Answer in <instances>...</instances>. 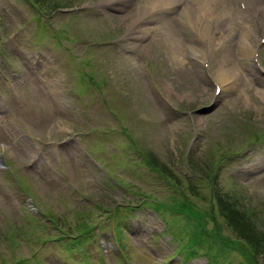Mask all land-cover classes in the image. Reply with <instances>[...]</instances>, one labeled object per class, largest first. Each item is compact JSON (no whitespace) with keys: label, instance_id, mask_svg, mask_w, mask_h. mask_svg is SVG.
<instances>
[{"label":"rangeland","instance_id":"obj_1","mask_svg":"<svg viewBox=\"0 0 264 264\" xmlns=\"http://www.w3.org/2000/svg\"><path fill=\"white\" fill-rule=\"evenodd\" d=\"M58 2L67 8L84 3L85 9L56 12L54 16L51 10ZM100 2L106 1L46 0L37 7L40 14L36 17L29 0H0L3 10L0 36L12 39L17 47L12 67L18 70V75L13 76L7 68L4 73L10 85L25 77L37 82L32 92L24 94L32 99L26 97L23 105L0 108V157L7 158L18 169L21 182L27 183V194L37 207V213L29 211L26 206L32 207V201H23L18 192L20 187L16 189L11 184L12 178L0 169V264H206V261L207 264H264V250H253L241 239L242 233L253 236L259 232L255 242L264 246V181L260 180L264 169L245 177L248 167L264 159V84L249 73L252 81L239 80V91L233 87L216 94L215 81L207 78L203 63L197 61L192 66L184 48H177L164 25L168 13L164 12L153 22L156 29L152 30L149 23L131 24L148 14L120 13L126 0L107 7ZM95 11L100 14L96 15ZM10 17L15 22L11 23ZM39 32L41 38L37 37ZM120 33L122 45L106 43L107 38ZM180 33L187 38L185 33ZM261 34L264 35V29L258 33L254 47H262L259 75L264 82V36ZM29 41L34 45L59 47L61 43L69 49L59 59L58 50L56 53L32 52ZM6 42L0 39V52L5 55H1L4 64L9 66L6 48L11 49V45ZM128 45H134L133 51L125 49ZM122 53L126 60H116ZM218 62L215 56L211 61L212 70L218 68ZM0 78L4 91H8ZM84 83L90 88L84 89ZM101 86L103 92H100ZM72 88L77 91L70 94ZM161 94L183 114L166 109L167 114L161 117H166L167 122H163L158 115L165 103ZM52 99L60 103L63 123L59 131L56 127L62 117L55 115L57 110L51 106ZM85 102L89 103L87 121L98 125L101 121L104 131L111 130L113 150L133 146L119 136L125 129L141 148L155 156L152 161L166 163L172 177L151 163L148 164L155 171L143 178L149 181L156 177L154 181L131 180L135 171L108 174L107 193L102 196L107 206L95 202V206L87 207L79 199L75 206L69 207L75 191L71 181L56 182L53 192L43 196L44 184L36 178L35 171L26 169V164L51 159L48 142L75 138L68 132L70 121L82 123L76 104L81 107ZM55 117L59 119L50 127L49 120ZM197 131L195 153L189 158L187 152ZM254 137L261 138V142L250 146ZM75 149L79 150L76 144ZM241 149L247 150L233 161L229 154ZM133 151L140 162H149L146 154L134 148ZM177 164L180 170L175 173L179 175L173 171ZM238 166L243 172L242 178L235 172ZM47 167L51 174L59 171L53 163ZM84 173L85 183L81 187L91 204L92 199L87 197L90 174L87 170ZM217 193L227 194L228 202L241 198L242 205H231V208L233 211L240 208L242 213L245 210L248 219L241 222L239 212L231 220L232 211L225 205L228 203L219 205ZM136 205H140L138 214ZM156 216L163 225L162 231ZM132 218L136 219L131 224V241L128 226ZM148 225L153 226L148 228ZM153 232L159 233L152 237ZM110 234L116 244L111 242L112 249L105 251H115L116 245L118 250L105 254L102 243ZM147 239L156 249L170 252L155 258L144 248L142 240ZM197 258L200 259L191 262Z\"/></svg>","mask_w":264,"mask_h":264},{"label":"bare ground","instance_id":"obj_2","mask_svg":"<svg viewBox=\"0 0 264 264\" xmlns=\"http://www.w3.org/2000/svg\"><path fill=\"white\" fill-rule=\"evenodd\" d=\"M108 1V0H104ZM127 3L119 9L120 13H148L141 21L135 20L131 24L139 22H157L155 15L164 11L168 13V18L164 25L171 36L174 37L177 48L185 50V56H191L190 61H206L211 52H224L227 47L233 48L235 40L240 37L241 52L238 55L246 68L255 76L253 70L257 61V50L253 42L257 41V33L261 31L256 23V18L264 20V5L258 0H169L174 2H161L157 0H126ZM121 0H111L103 4L105 7L119 5ZM158 3V4H156ZM245 3L243 7L242 4ZM260 5V7H258ZM12 21L15 19L12 17ZM139 26V25H138ZM152 30L156 26H151ZM148 30V29H146ZM199 31L203 41L208 40L207 45L197 43L195 39L183 34ZM254 33V35H252ZM180 34L182 36H180ZM206 36L207 39L204 37ZM201 42V40H199ZM188 43V46H187ZM219 47V48H217ZM248 47V49L246 48ZM233 53H227L223 58L219 57L218 68L215 71L217 81L224 85V89H232L237 83L239 70L234 64ZM211 57H213L211 55ZM233 58V60H232ZM228 63V65H227ZM261 91V90H260Z\"/></svg>","mask_w":264,"mask_h":264},{"label":"trees","instance_id":"obj_3","mask_svg":"<svg viewBox=\"0 0 264 264\" xmlns=\"http://www.w3.org/2000/svg\"><path fill=\"white\" fill-rule=\"evenodd\" d=\"M227 195V194H226ZM226 195H224V194H221V200H222V202L223 203H228V204H225V205H227L229 208H230V210L232 211V214H231V220H233V219H236V214L235 213H239L240 212V208H236L234 211L232 210V208H231V205L232 206H235V207H240V205H242V204H240L241 202L239 201V199L237 200V202H234V201H232V202H228V201H226L225 200V197H227ZM238 204H240L239 206H238ZM242 215H241V217H240V219H241V222H243V221H246L247 219H248V217H249V215L245 212V210L243 211V213L242 212H240ZM249 214H252V212L251 211H249L248 212ZM244 225V224H243ZM236 228H238V226H236ZM245 231H248V228H243ZM243 235H244V237L247 239V240H249L248 242L251 244V246H253L252 248H253V250H255L256 248H258V250H261V249H263L264 250V246L263 245H260V244H258V243H256L255 242V239H256V237H259L258 235H259V232H256L255 234H253V236H249L248 235V233H242ZM263 239H264V237H263Z\"/></svg>","mask_w":264,"mask_h":264}]
</instances>
